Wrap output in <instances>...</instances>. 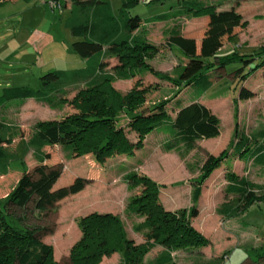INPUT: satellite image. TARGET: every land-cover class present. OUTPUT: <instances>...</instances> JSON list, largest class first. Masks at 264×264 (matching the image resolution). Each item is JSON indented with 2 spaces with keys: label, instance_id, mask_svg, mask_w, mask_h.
I'll list each match as a JSON object with an SVG mask.
<instances>
[{
  "label": "rangeland",
  "instance_id": "rangeland-1",
  "mask_svg": "<svg viewBox=\"0 0 264 264\" xmlns=\"http://www.w3.org/2000/svg\"><path fill=\"white\" fill-rule=\"evenodd\" d=\"M108 1L112 12L117 14L121 0ZM197 1L214 5L217 11H234L242 18L243 27L235 28L230 37L222 38L214 64L218 57L232 53L250 59L211 71L212 86L198 95L179 77L188 60L168 45L163 32L179 24L182 36L194 39L199 45L209 18L190 16L175 22H144L145 18L173 11L179 6L178 0H136L130 14L139 16L140 25L132 35L152 48L134 67L133 77L112 84L121 94L130 91L141 94L139 108L133 113L121 111L115 117L114 126L121 128L129 142L136 146L130 155L114 156L98 164L92 155L71 156L61 143L41 150L28 144L39 122L59 121L78 114L71 101L83 91V81L56 83L55 90H61L57 95L65 99L61 109H52L34 100L0 108V123L4 127L0 138L5 154L0 161L1 201L7 200L23 175L35 178V170L40 166L60 171L52 191L66 188L79 178L87 181L81 191L56 201L41 213L34 211L33 204L24 210L12 208L17 215L25 216L28 226L39 228L41 239L51 245L57 264H71V247L81 237L77 222L93 212H112L135 246L145 243L144 232L133 227L146 216L137 217L126 211L130 199L142 195L143 186L128 190L124 182L127 173L135 172L154 182L158 203L166 212L187 211L192 206L191 193L200 178L198 168L208 155L217 157L223 153L220 165L201 185V197L191 219V225L208 240V245L173 249L155 245L144 255L143 264H264V170L254 166L245 154L233 152L241 134L257 138L264 132V65L253 73L250 69L255 68L258 60L254 58L264 46V0ZM71 10L70 0H12L0 5V93L10 87L42 89V80L50 77L54 70L72 71L84 67V61L72 48L80 40L72 37L65 27ZM103 61V74H112L118 65L117 59L110 57ZM247 72L251 74L239 85L240 75ZM176 100L183 103L197 100L221 122L220 135L197 141L194 150L184 159L173 151L164 150L166 135L151 131L140 138L130 128L132 116L146 117L162 102L166 103L164 110L168 117H173ZM261 141L264 143V139ZM139 142L141 148L138 149ZM230 174L244 177L260 188L253 190L258 199L255 204L237 216L226 217L219 215L217 209L233 198L225 193ZM167 253L170 258L160 260ZM105 259L109 264H125L121 252L103 257L99 264Z\"/></svg>",
  "mask_w": 264,
  "mask_h": 264
},
{
  "label": "trees",
  "instance_id": "trees-1",
  "mask_svg": "<svg viewBox=\"0 0 264 264\" xmlns=\"http://www.w3.org/2000/svg\"><path fill=\"white\" fill-rule=\"evenodd\" d=\"M70 1L72 10L65 21V27L72 37L80 40L72 48L84 61V67L72 71L54 70L50 77L42 80V89L3 88L0 93V108L7 104H22L26 100H34L52 109H61L65 99L57 95L61 90H55L56 83L83 81V91L71 101V105L79 111L78 114L59 121L39 122L28 144L41 150L61 143L71 156L92 155L96 163L104 164L111 157L130 155L136 147L129 142L124 131L114 124L117 121L116 114L121 111L133 113L140 107L141 94L136 91L121 94L112 88V84L133 77L134 67L152 47L132 35V31L140 25L139 16L130 14L136 0H121L117 14L112 12L108 0ZM178 4L171 12L143 20L175 22L190 16L209 18L199 45L194 39L182 36L179 24L163 32L168 45L188 60V65L179 74L181 81L187 82L186 85L192 86L198 95H202L212 86L211 71L242 64L250 59L245 55L232 53L218 57L214 64L222 38L230 37L235 28L243 27L242 18L234 11H217L214 5L197 0H178ZM110 57L116 58L118 65L112 74H103V59ZM254 59L258 62L255 63V68H250L251 73L264 65V46ZM251 73L241 74L239 85ZM165 106L166 103L162 102L146 117L132 116L130 128L140 138L151 131L166 135L164 150L175 152L181 159L194 150L197 141L214 139L220 135L219 118L203 103L197 100L189 103L176 100L173 117H168ZM2 125L0 123V131L4 129ZM263 139L264 132H260L257 138H248L241 134L233 146V152L236 155L245 154L254 166L264 170ZM1 144L0 138V161L5 158ZM140 146L141 142L137 148H141ZM223 157L224 153L217 157L208 155L198 168L200 178L191 193L192 206L187 211L166 212L158 203V189L154 182L135 172L127 173L124 182L128 190L134 189L136 185L143 186L142 195L131 198L126 211L127 214L137 217L146 216L143 222L133 227L144 232L145 243L135 246L127 238L117 216L93 212L77 222L81 237L71 247L70 263L99 264L103 257L121 252L125 264H143L144 255L155 245L166 249L208 245V240L191 225V219L201 197L202 183L220 165ZM42 162L40 159V163ZM35 173V178L29 174L23 175L7 200H0V264H57L53 260V249L41 239L39 228L28 226L25 216L17 215L12 208L24 210L29 204H33L34 211L41 213L56 201L81 191L87 181L79 178L66 188L52 191L60 171L40 166ZM227 181L225 193L233 198L219 206V215L237 216L257 202L253 190L259 189L258 185L231 174L227 176ZM168 253L163 254L160 260L169 259Z\"/></svg>",
  "mask_w": 264,
  "mask_h": 264
},
{
  "label": "crops",
  "instance_id": "crops-1",
  "mask_svg": "<svg viewBox=\"0 0 264 264\" xmlns=\"http://www.w3.org/2000/svg\"><path fill=\"white\" fill-rule=\"evenodd\" d=\"M12 0H0V5H2L4 2H11ZM107 213H112V212H107ZM113 214V213H112ZM113 258V257H112ZM106 260L108 259H105V261L102 262V264H109V263H106Z\"/></svg>",
  "mask_w": 264,
  "mask_h": 264
},
{
  "label": "built area",
  "instance_id": "built-area-1",
  "mask_svg": "<svg viewBox=\"0 0 264 264\" xmlns=\"http://www.w3.org/2000/svg\"><path fill=\"white\" fill-rule=\"evenodd\" d=\"M52 5L54 6V3H52ZM52 5H51V6H52Z\"/></svg>",
  "mask_w": 264,
  "mask_h": 264
}]
</instances>
